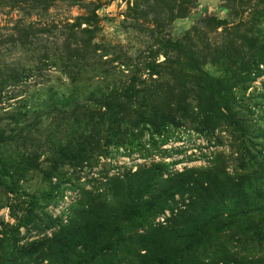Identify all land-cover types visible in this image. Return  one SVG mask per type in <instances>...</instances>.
Listing matches in <instances>:
<instances>
[{
    "label": "rangeland",
    "instance_id": "374dc122",
    "mask_svg": "<svg viewBox=\"0 0 264 264\" xmlns=\"http://www.w3.org/2000/svg\"><path fill=\"white\" fill-rule=\"evenodd\" d=\"M0 264H264V0H0Z\"/></svg>",
    "mask_w": 264,
    "mask_h": 264
},
{
    "label": "trees",
    "instance_id": "16d2710c",
    "mask_svg": "<svg viewBox=\"0 0 264 264\" xmlns=\"http://www.w3.org/2000/svg\"><path fill=\"white\" fill-rule=\"evenodd\" d=\"M73 239H74V241L75 242H77V241H79V242H81V240H82V236H81V234H74L73 236ZM78 242V243H79ZM93 242V241H92ZM94 243H96V242H94ZM67 249H70L69 247H67ZM144 249V248H143ZM146 251V250H145ZM81 261V260H80Z\"/></svg>",
    "mask_w": 264,
    "mask_h": 264
}]
</instances>
